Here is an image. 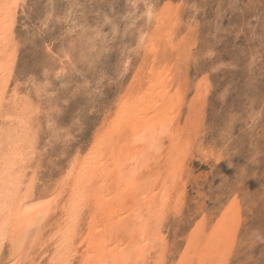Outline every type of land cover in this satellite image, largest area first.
Listing matches in <instances>:
<instances>
[{"label":"rangeland","instance_id":"1","mask_svg":"<svg viewBox=\"0 0 264 264\" xmlns=\"http://www.w3.org/2000/svg\"><path fill=\"white\" fill-rule=\"evenodd\" d=\"M21 2L10 88L17 85L20 97L42 89V113L31 126L42 166L38 190L50 191L132 86L151 3L155 14L178 19L179 34L192 41L179 94L186 96L182 122L199 121L182 171L185 194L177 196L181 214L170 210L159 227L164 264H264V0Z\"/></svg>","mask_w":264,"mask_h":264},{"label":"bare ground","instance_id":"2","mask_svg":"<svg viewBox=\"0 0 264 264\" xmlns=\"http://www.w3.org/2000/svg\"><path fill=\"white\" fill-rule=\"evenodd\" d=\"M21 4L0 0V264H164L160 224L172 209L181 214L182 171L199 125L182 122L192 41L179 34L178 19L147 4L152 28L139 32L142 59L132 86L89 147L70 156L65 174L43 192L31 132L42 113L41 88L24 97L17 85L10 88Z\"/></svg>","mask_w":264,"mask_h":264}]
</instances>
